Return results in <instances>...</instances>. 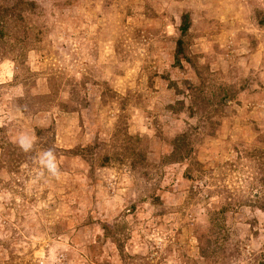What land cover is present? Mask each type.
<instances>
[{
	"label": "rangeland",
	"instance_id": "obj_1",
	"mask_svg": "<svg viewBox=\"0 0 264 264\" xmlns=\"http://www.w3.org/2000/svg\"><path fill=\"white\" fill-rule=\"evenodd\" d=\"M0 264H264V0H0Z\"/></svg>",
	"mask_w": 264,
	"mask_h": 264
},
{
	"label": "trees",
	"instance_id": "obj_2",
	"mask_svg": "<svg viewBox=\"0 0 264 264\" xmlns=\"http://www.w3.org/2000/svg\"><path fill=\"white\" fill-rule=\"evenodd\" d=\"M185 26H183V28H184Z\"/></svg>",
	"mask_w": 264,
	"mask_h": 264
}]
</instances>
